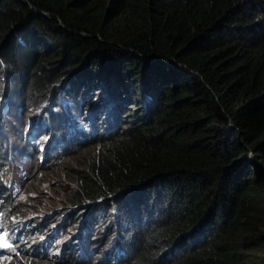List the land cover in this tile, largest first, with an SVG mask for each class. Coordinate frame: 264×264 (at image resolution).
<instances>
[{
    "label": "trees",
    "instance_id": "16d2710c",
    "mask_svg": "<svg viewBox=\"0 0 264 264\" xmlns=\"http://www.w3.org/2000/svg\"><path fill=\"white\" fill-rule=\"evenodd\" d=\"M78 75L144 111L66 166L130 218L120 264H264V0H0V92Z\"/></svg>",
    "mask_w": 264,
    "mask_h": 264
},
{
    "label": "clouds",
    "instance_id": "9594fccd",
    "mask_svg": "<svg viewBox=\"0 0 264 264\" xmlns=\"http://www.w3.org/2000/svg\"><path fill=\"white\" fill-rule=\"evenodd\" d=\"M82 83L87 87L82 88ZM100 87L97 90L88 76H67L39 104L29 103L12 83L1 90L0 134L8 133L7 116L16 106L22 115L34 109V118L28 124L30 132L42 130L39 134H43L48 130L49 136L39 150L30 145L21 147L24 150L16 154L0 152V264H120L128 256L130 234L125 231L130 227L121 219L130 218L121 216L117 199L96 198L76 204L69 197L65 203L45 210L41 200L35 199L42 196L40 192L21 196L27 189L30 168L46 169L75 155L76 149L97 137L114 134L120 115L126 116L125 104L136 103L128 102L130 97L111 93L104 84ZM65 99L79 105L83 115V128L72 142L64 137L54 119L58 116L54 107ZM70 118L77 119L78 114L66 107L62 125ZM67 135L72 137L69 131ZM67 143L76 147L70 148ZM67 182L70 184L69 178ZM69 187L67 191L72 189ZM62 196L55 193L52 198L60 200Z\"/></svg>",
    "mask_w": 264,
    "mask_h": 264
},
{
    "label": "rangeland",
    "instance_id": "374dc122",
    "mask_svg": "<svg viewBox=\"0 0 264 264\" xmlns=\"http://www.w3.org/2000/svg\"><path fill=\"white\" fill-rule=\"evenodd\" d=\"M133 96H136L135 94ZM144 94H142L139 99H144ZM129 99V98H128ZM127 99V100H128ZM78 102V101H77ZM128 102H135L134 97L128 100ZM54 107L55 111L57 112L58 116L54 117L56 124H59L60 128L63 131L64 137L72 142L76 137H78V131L83 128V115L80 109V106L77 105L73 100L65 99L59 103H57ZM127 109L123 111V114L129 115V118H133L134 114L136 112H139L140 115H143L142 105H139L134 108V106H130V104H125ZM135 105V103H134ZM70 108L74 113L78 114V118H70L68 122L65 125H62V113L65 108ZM130 107V110H128ZM133 107V108H132ZM145 109V108H144ZM137 110V111H136ZM10 117V120L7 121L6 129H8V133L5 135L0 134V152L8 153L12 152L13 154L17 151H23L25 146H33L34 149L37 148L39 150L43 144L45 143L44 137L49 136L48 130L45 131L43 134H39L42 130H39L35 133H31L29 130V120L34 118V109H29L27 112L22 115L18 110L16 106H12L11 110L8 113L7 118ZM98 121L100 119L98 118ZM51 126L48 127L50 129ZM72 133V137H69L67 135V132ZM67 145L70 148L76 147L74 143H67ZM16 150V151H15ZM90 147H87L84 145L80 146L79 149H76L77 151L76 155L79 157L83 156L86 151H89ZM69 156V155H68ZM66 156L65 159H62L60 162L46 168H30L31 175L27 177V189L26 192L23 193L21 196L25 195H34V191L40 192V195L37 196L35 199L41 200V207L42 209L49 210L50 208L54 206H58L62 203H65L64 200L68 199L70 194L73 193V190L67 191V187L70 186V184L67 182L68 178V169L69 167H66L68 165H72L75 162H72L69 159V157ZM38 165V164H36ZM55 193L63 194L62 197H60V200H57V198H52V196ZM20 196V197H21ZM104 229V225L102 226Z\"/></svg>",
    "mask_w": 264,
    "mask_h": 264
},
{
    "label": "snow or ice",
    "instance_id": "6c2138e0",
    "mask_svg": "<svg viewBox=\"0 0 264 264\" xmlns=\"http://www.w3.org/2000/svg\"><path fill=\"white\" fill-rule=\"evenodd\" d=\"M43 139H45V140H46V139H47V137H44ZM3 247H8V245H3Z\"/></svg>",
    "mask_w": 264,
    "mask_h": 264
}]
</instances>
